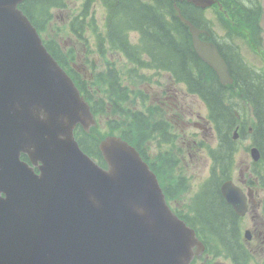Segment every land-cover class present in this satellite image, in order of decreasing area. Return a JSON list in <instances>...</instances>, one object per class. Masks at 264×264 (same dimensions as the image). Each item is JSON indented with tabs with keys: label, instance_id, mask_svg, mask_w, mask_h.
<instances>
[{
	"label": "water",
	"instance_id": "obj_1",
	"mask_svg": "<svg viewBox=\"0 0 264 264\" xmlns=\"http://www.w3.org/2000/svg\"><path fill=\"white\" fill-rule=\"evenodd\" d=\"M17 1L0 0V264H189L201 244L170 212L133 148L102 140L105 170L79 147L73 129L88 128L89 107ZM191 31L195 47L229 80L223 60ZM221 192L244 214L238 187L227 181Z\"/></svg>",
	"mask_w": 264,
	"mask_h": 264
},
{
	"label": "trees",
	"instance_id": "obj_2",
	"mask_svg": "<svg viewBox=\"0 0 264 264\" xmlns=\"http://www.w3.org/2000/svg\"><path fill=\"white\" fill-rule=\"evenodd\" d=\"M62 1L63 0H26L20 5L23 11L37 26L47 49L51 51L58 61L62 60L59 55L60 45L58 44L60 27H47L46 22L51 17V14L48 12L47 8L43 10V5L41 3L45 2L48 5L58 6ZM219 1L222 3L223 8L227 7L230 11L241 14V17H239L241 26L249 29H259L260 25L258 23L257 13L254 16L250 14L242 15V13H249L243 11L244 8L241 7L242 2H237V0ZM103 2L107 8L106 26L108 32L111 35L115 34L114 38L116 40L120 41L123 37L122 27L137 29L140 32L141 41L145 43L146 49L151 57L175 61L180 66L186 68L182 52L189 50V47H182L181 44L189 43V34L186 27L177 18L171 0H149L145 2L141 0H103ZM183 5L184 7L181 8L182 14L191 19L195 24L201 26L202 23L197 17H194L195 13H192L196 10L195 7L192 5L186 6L187 3H183ZM232 14L233 13H230V17ZM37 16L40 17L41 22L36 18ZM220 16L224 25L235 26L237 24L233 18H227L224 13H220ZM241 36L249 40L250 37L248 38V36H252V33L247 36L246 32H242ZM63 65L68 69L69 65H65L64 63ZM192 80L197 86L203 88L206 93H204L205 96L211 99L215 106V110L219 112L218 116L215 115L212 110L210 113L211 117L215 120L214 124L217 134L220 136L219 144L212 152L213 161L216 163L219 159L226 158V164H228L229 157L232 156L234 151V142L231 138V126L228 125V123L230 119L235 117L232 107L228 103L226 105L223 104L228 98V95L217 83L213 71L207 72L209 85L201 82L199 78H194ZM236 84L237 83L226 88V90L234 89L240 93L239 90L235 89ZM241 91L242 95L240 98H244L249 103L252 102L255 105V114L258 117V123L254 129V138L256 141L255 143L262 152V165L264 168V92L260 87L257 86L256 88L248 83L247 86H244V90L241 89ZM228 100H230V98ZM74 134L82 150L101 163L103 159L98 152L97 143L99 137L96 136L95 130L93 129L89 132H85L80 127H76ZM225 171H227V168L223 166L222 172ZM217 187L218 183L215 180L209 183L208 191L211 198L210 200L200 202L198 211L205 220V226L211 232L215 233L221 241L231 247L232 257L237 259L239 249L236 242L237 231L235 214L224 202Z\"/></svg>",
	"mask_w": 264,
	"mask_h": 264
},
{
	"label": "flooded vegetation",
	"instance_id": "obj_3",
	"mask_svg": "<svg viewBox=\"0 0 264 264\" xmlns=\"http://www.w3.org/2000/svg\"><path fill=\"white\" fill-rule=\"evenodd\" d=\"M263 16V15H262ZM113 55V54H112ZM244 61L249 64L250 67H248L245 64H240V60L238 58L235 59L236 62V70L239 72L238 74L242 77V83L244 86H247V83L250 84L253 87L258 86V82H262L263 87L264 83L260 79L257 78L254 74H247L248 70H254L256 73H261L264 69V60L259 59V63H252L247 58L244 57ZM243 65V66H242ZM112 70V69H111ZM142 72L139 74L141 77L144 76V69H140ZM150 71V70H146ZM165 79H167L166 83H159L155 84V86H147V90L150 93V97H154L156 101L162 99L161 103V114L162 117L171 125L174 126L176 124L177 120H180L182 131L181 137H177V141H179V150L183 154V152L186 150L188 153V147L189 142L186 137V133L184 132L186 129L190 127V125H194L199 130H202L201 128H207L206 122L203 121V119L199 116V114L195 113L192 108V99L195 95L190 94L187 91L183 92V95L177 99L176 95L178 93L177 88V82L174 81L171 74L165 73L164 74ZM97 92L93 93L92 96H96ZM153 100H150V103H152ZM193 118H199L201 122H197L193 120ZM143 125L145 126V123L143 121ZM166 132V131H165ZM164 132V133H165ZM163 147H169L170 143H165L162 145ZM145 154H147V150H144ZM167 153V150H160L157 149L156 157L159 160H162L163 155ZM182 157V156H181ZM255 199L260 205V200L264 198L263 192L259 190H255L254 192ZM250 218H251V233L252 238L255 240L261 239L264 241V225L263 223L259 222L257 219V212L255 209L249 210ZM263 229V230H261Z\"/></svg>",
	"mask_w": 264,
	"mask_h": 264
},
{
	"label": "rangeland",
	"instance_id": "obj_4",
	"mask_svg": "<svg viewBox=\"0 0 264 264\" xmlns=\"http://www.w3.org/2000/svg\"><path fill=\"white\" fill-rule=\"evenodd\" d=\"M262 3H263V17L261 19V25L263 27V45H264V0H262ZM94 11H95L97 23L100 25L104 18L103 15L104 11L99 4L95 6ZM65 39L66 38H64V40ZM66 44H69V42ZM242 53L248 60H251L256 64L259 63L260 58L257 55L255 56L249 50H245V47H243ZM120 60L123 61L122 59ZM81 65L82 64H80V66ZM194 104L199 105L202 114H206V109L198 99L195 98ZM178 126H180V123H178ZM208 135L211 137L204 135V137L202 138H204L205 141L211 145L214 143L213 133L211 134V132L208 131ZM248 144H250V140L248 138H245L242 142L238 143L236 160L242 164L247 163L250 159L248 153L244 149V146ZM190 162L191 164H194V166L189 170L188 172L189 174L194 175L195 177L206 175V168L209 167L210 160L205 150L195 147L194 153H192L190 157ZM249 224H250L249 217H245L242 219V225H249Z\"/></svg>",
	"mask_w": 264,
	"mask_h": 264
}]
</instances>
